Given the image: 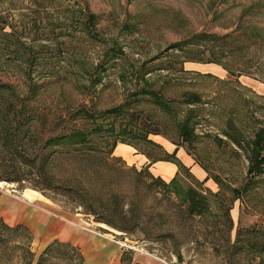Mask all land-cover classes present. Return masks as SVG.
<instances>
[{"label": "rangeland", "instance_id": "374dc122", "mask_svg": "<svg viewBox=\"0 0 264 264\" xmlns=\"http://www.w3.org/2000/svg\"><path fill=\"white\" fill-rule=\"evenodd\" d=\"M0 83L14 89L0 97L33 116L23 146L0 145V173L19 179H0V193L68 213L121 243L132 264H264L234 246L240 229L241 239L264 231V180H251L224 134L230 116L249 138L263 120L264 0H0ZM119 105L116 126L132 113L158 147L106 129ZM74 129L92 131L97 150L47 145ZM125 145L152 155L149 170L130 164ZM158 161L178 166L172 179L156 176ZM188 186L210 196L201 216L185 210ZM46 247L29 230H2L0 264H80L76 248L41 256Z\"/></svg>", "mask_w": 264, "mask_h": 264}, {"label": "trees", "instance_id": "16d2710c", "mask_svg": "<svg viewBox=\"0 0 264 264\" xmlns=\"http://www.w3.org/2000/svg\"><path fill=\"white\" fill-rule=\"evenodd\" d=\"M9 91L11 94H14V89L12 86L0 83V95L4 94V92ZM185 102L187 103H198L201 101V96L198 93H187ZM0 97V145L6 151H12L15 149V142H21L22 146L24 144V140L31 134L30 130L32 125L30 122L33 120V116L29 112L30 109L29 104L24 105V107H20L13 99H2ZM156 102H159L158 98H155ZM22 106V105H21ZM27 108V109H26ZM120 111H123V106L119 105L113 109L115 112V119L110 125L106 128L110 133L117 134L118 137H121V140L129 139L131 144L136 147L138 142H144L147 145H153L158 147L156 142L149 139L150 132L144 130V128L140 127L139 123H134V118L132 113H130L131 117L128 116L126 122L123 121L120 127L116 126L117 114L120 115ZM112 112V111H110ZM93 113H90V116ZM227 128L224 131L225 136L242 151L248 161L247 172L251 177L252 181L257 180L263 181L264 175V113L263 120L261 124L255 128L253 137L249 138L246 132L241 128L238 122L235 120L233 116H230L226 122ZM92 131H88L85 129H74L69 133H62L56 135L47 140V145L63 147L75 154H87L89 156L92 154L94 150H97L92 143L91 139ZM117 137V138H118ZM183 138L185 141H191L194 136L190 133V131L186 130L183 133ZM118 139H115L112 143V151L116 146ZM134 140L136 142H134ZM23 148V147H22ZM150 159H152V155L149 152L143 151ZM49 156V155H48ZM85 156V155H83ZM169 155L164 158L165 160H172ZM177 161L176 159H174ZM179 163V161H178ZM181 164L179 163V166ZM145 168L149 170V166L146 165ZM181 170V169H180ZM1 180H9V181H17L18 177H12L10 175H5L0 173ZM157 182L162 184L164 188H170V185L164 182L162 178H155ZM182 203L185 206V210L188 212L190 216H201L210 208V196L197 189L194 186H188L185 191V198L182 200ZM230 220L232 226V220ZM26 229L24 225L19 224L16 226H12L7 224L3 218L0 216V234L2 230H9L10 232H16L18 230ZM25 231V230H24ZM243 228L238 231L237 241L235 243V247L238 249L247 248L250 250H256L261 253H264V231L255 230V234L250 238L241 239V233ZM238 244H242L239 246ZM72 246L74 249L78 250V259L80 264H87L85 259L80 251V248L71 245L70 243L61 242L59 240H55L52 243L48 244L45 248L43 254H49L54 250H58L62 247ZM80 251V252H79ZM130 254V255H129ZM43 259V258H42ZM133 257L131 252L125 251L122 257L121 264H132Z\"/></svg>", "mask_w": 264, "mask_h": 264}, {"label": "crops", "instance_id": "0c3cea01", "mask_svg": "<svg viewBox=\"0 0 264 264\" xmlns=\"http://www.w3.org/2000/svg\"><path fill=\"white\" fill-rule=\"evenodd\" d=\"M125 146L123 148H126V152L122 154L131 153L132 159H129L131 165H146L151 162L146 155L134 150L132 146ZM118 148H120L119 145ZM152 168L156 176L165 178V175L168 180L172 179L179 169L175 163L170 161H158L152 165ZM0 216L11 225H24L38 244L48 245L59 240L80 248L87 264H121L125 252L121 243L83 228L70 218L68 213L53 210L51 205L40 201V198L36 196L29 198L0 193ZM135 260L140 262L136 256ZM144 262L145 264H159L153 259L144 260Z\"/></svg>", "mask_w": 264, "mask_h": 264}]
</instances>
